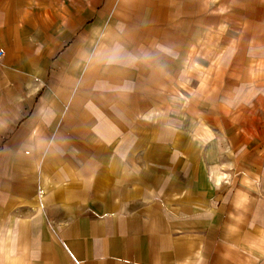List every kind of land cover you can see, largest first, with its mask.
Wrapping results in <instances>:
<instances>
[{"label": "crops", "instance_id": "obj_1", "mask_svg": "<svg viewBox=\"0 0 264 264\" xmlns=\"http://www.w3.org/2000/svg\"><path fill=\"white\" fill-rule=\"evenodd\" d=\"M204 6L0 0V264H264V0Z\"/></svg>", "mask_w": 264, "mask_h": 264}, {"label": "rangeland", "instance_id": "obj_2", "mask_svg": "<svg viewBox=\"0 0 264 264\" xmlns=\"http://www.w3.org/2000/svg\"><path fill=\"white\" fill-rule=\"evenodd\" d=\"M207 2H209V0H195L196 10L199 8V11H202L203 7L205 10H207L208 7L204 6V5H206ZM69 3H70V1H69ZM68 7H69V5H68ZM249 8L252 9L254 7L251 6ZM112 9L110 10L109 13H107L110 16L107 18V21L105 22V28L104 29H106L107 26L109 27L110 18L114 13H116L115 9L114 10H112ZM237 11H238V9L236 8V6H232V7L228 8V10H227L228 13H236ZM101 12L104 13L105 11L102 10ZM102 13H101V15H103ZM84 14L86 15V13H84ZM107 14H105V15H107ZM249 22L250 21L247 22V21H242V20L236 21L235 23H237V25H238L236 27L237 28L236 35L230 36L229 42H233V40H235L236 42H238L237 44H239L241 39H244V40L249 39V38H239L240 37L239 36V30L246 28L247 24ZM108 27H107V29H108ZM228 27L231 28L232 24L229 23ZM107 29L105 32H104V30H102V32L100 34V41L103 40L104 38H106V33H109V31H107ZM252 51H253V60H254L253 61V67L254 68L252 70L254 72L253 79L256 80L257 82H254V84H253V85L256 84V88H253L251 85L249 87V90L251 93H252V91L256 92L255 94L252 93L254 95L252 97V99L254 97H257V98L253 101H250V107H252L254 105L259 110H262V109H264V43L261 42L259 45H255L254 49H252ZM53 73L59 75V74H61V71L53 69ZM252 119H253L252 117L247 118L249 124H251ZM258 119L260 120L261 118H258ZM217 137H218V139L221 140V138H222V140H225V141H232L233 140V136L231 133L225 134L223 136L217 135Z\"/></svg>", "mask_w": 264, "mask_h": 264}, {"label": "clouds", "instance_id": "obj_3", "mask_svg": "<svg viewBox=\"0 0 264 264\" xmlns=\"http://www.w3.org/2000/svg\"><path fill=\"white\" fill-rule=\"evenodd\" d=\"M171 55V49L163 45H160L154 52L144 51L138 54H130L117 45L104 53L103 60L110 65L143 63L152 67L154 71L163 74L166 70L164 58Z\"/></svg>", "mask_w": 264, "mask_h": 264}]
</instances>
